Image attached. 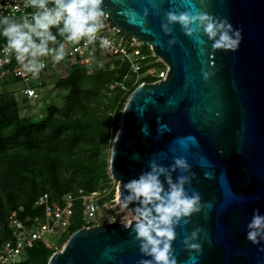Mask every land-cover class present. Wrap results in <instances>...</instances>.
<instances>
[{"label":"water","instance_id":"obj_1","mask_svg":"<svg viewBox=\"0 0 264 264\" xmlns=\"http://www.w3.org/2000/svg\"><path fill=\"white\" fill-rule=\"evenodd\" d=\"M101 7L168 68L124 105L109 161L119 197L149 161L168 166L183 157L192 174L186 190L199 193L202 207L176 228V264H264V243L246 239L254 210L264 214V0H103ZM169 11L226 18L241 32L239 48L213 50L202 30L188 36L179 24L165 34ZM196 228L200 249L190 250L183 241ZM134 237L117 220L81 226L47 264H139L150 257Z\"/></svg>","mask_w":264,"mask_h":264},{"label":"clouds","instance_id":"obj_2","mask_svg":"<svg viewBox=\"0 0 264 264\" xmlns=\"http://www.w3.org/2000/svg\"><path fill=\"white\" fill-rule=\"evenodd\" d=\"M200 2L203 4L204 0ZM102 3L103 0H26L24 7L35 10L30 19L28 16L19 19L0 16V37L6 41L5 51L14 54L22 75L36 77L45 68L44 58L54 63L65 60L66 44L83 41L95 45L98 41L100 48H109V40L99 35L104 28ZM166 21L161 25L165 34L170 35L169 25L176 24L188 36L202 30L213 50L234 52L242 39L241 32L233 29L226 18L210 15L207 11L195 14L169 11ZM53 27L57 29L55 34L51 31ZM168 43L175 45L176 40L173 38ZM203 76L207 80L209 73L204 72ZM148 169L123 184L126 194L117 201L124 212L122 225L135 233L142 256L150 257L140 260L139 264H176L172 248L177 237L176 228L182 221L187 224L193 214L201 211V197L198 192L189 195L186 190L192 174L185 158L174 157L168 166L151 160ZM177 172L181 174L174 179L173 174ZM200 232L201 229L196 228L184 238L186 248L200 249V245L193 242ZM246 239L253 245L264 243V214L258 209L247 224Z\"/></svg>","mask_w":264,"mask_h":264},{"label":"trees","instance_id":"obj_3","mask_svg":"<svg viewBox=\"0 0 264 264\" xmlns=\"http://www.w3.org/2000/svg\"><path fill=\"white\" fill-rule=\"evenodd\" d=\"M117 68L94 73L90 76L94 80L93 86L85 88L80 81L86 68L81 65L70 67L68 73L59 76L55 82L56 87L71 86L63 106L50 107L45 119L30 125H22L17 119L14 93H0V245L11 236L8 223L12 210L23 206L25 212L20 217L33 216L39 211L33 209L35 200L43 193H50L49 190L54 191L53 195L50 193L52 199L59 200L67 192L98 190L108 179L109 163L100 156V144L113 128L117 132L119 127L106 113L85 120L78 116V107L80 104L84 107L83 97L90 92L96 95L99 88L108 92L116 89L119 94L107 108H116L120 112L135 88L127 93L119 87L112 88L113 81L123 78L126 73L125 68L118 71ZM146 81L151 82L150 79ZM82 225L83 210L78 201L70 235ZM52 251L55 252L37 244L28 251L29 260L33 264H47Z\"/></svg>","mask_w":264,"mask_h":264},{"label":"built area","instance_id":"obj_4","mask_svg":"<svg viewBox=\"0 0 264 264\" xmlns=\"http://www.w3.org/2000/svg\"><path fill=\"white\" fill-rule=\"evenodd\" d=\"M25 2L26 0H0V16L14 19L28 16L30 19L35 10L31 7L25 8ZM103 12L104 28L99 35L109 40V48H100L98 41L95 45H87L83 41L79 44H66L65 60L54 63L50 58H44L45 68L36 77L21 74L22 69L16 62L14 54L5 51L6 41L0 37V89H3L0 92L15 91L2 87L23 82L25 86L19 91L28 100L34 101L38 97L39 87L45 83L44 77L48 69L52 70L53 76L56 74L61 77L74 65L94 68L101 59L108 60L111 68L116 67L119 59L127 63L128 67L123 78L113 81V86L119 87L124 93L129 92L133 87L137 88L143 82H148L146 78L151 82L166 78L168 68L154 54L152 46L124 32L106 11ZM51 31L55 34L57 29L53 27ZM57 40L60 41L61 37L58 36ZM119 198L117 194L114 199L103 201V192L95 190L87 193L80 191L79 194L67 192L59 200H54L47 192L35 200L33 209L39 210L35 215L27 214L21 218V214L25 212L23 206L12 210L8 223L11 236L0 245V264H33L29 260L28 251L40 243L47 248H57V244L47 238L54 237L56 231H59L62 238L70 236L69 229L73 223L75 203L78 201L83 210L82 226L121 218L120 213L123 211L117 205Z\"/></svg>","mask_w":264,"mask_h":264},{"label":"rangeland","instance_id":"obj_5","mask_svg":"<svg viewBox=\"0 0 264 264\" xmlns=\"http://www.w3.org/2000/svg\"><path fill=\"white\" fill-rule=\"evenodd\" d=\"M122 63H123L124 68L127 69L128 67L127 63H125V61H123ZM85 68L86 70H84L85 72L84 77L80 81L82 82V85L85 88H88V87L91 88L93 86L94 80L92 79L93 77L92 78L90 77L91 75H94V73H98V72H103V71L109 72L112 70L108 66V62H106L105 60L99 61L97 66H95L94 68H87V67ZM119 72L121 74L122 71L120 70ZM52 73L53 72L50 69L46 71V74L44 77L45 83L42 87H39L38 97L34 101L28 100L24 96V94L19 91L25 86L23 82H15V83L6 85L5 87L4 86L2 87V88H7V89H15L16 92L12 90L11 92H13L15 96L14 97L15 107L18 112L17 119L20 121L22 125H30L32 123H36V122H39L45 119L49 115V111H48L49 108L54 105L55 106L57 105L58 107H62L64 103V99L70 94L71 92L70 85L56 87L55 82L59 76H57L56 74L53 76ZM113 73H115V70H113ZM146 79L148 80L149 78H146ZM113 87L115 86L112 85V88ZM1 90L3 89H0V91ZM107 92L108 91H104L103 89L99 88V92H97L96 95L91 92L85 95L83 99L87 104L84 103V107L81 104L79 105L78 116L87 120L86 119L87 117L91 118V117H94L95 115L102 116L103 114L106 113L107 115L111 117L112 123L116 127H119L121 114H122L124 107H121V108L119 107L120 112H117L119 110H117L116 108L112 110L108 109L107 106L110 104V102H113V100H115L116 96L119 93H118V90L116 89H112L108 93ZM85 113L87 116L85 115ZM115 131L116 129L113 128L110 131L109 135L107 136V139L104 140L100 144V156L102 157V160H105L108 163L110 161L111 149H112L113 141L116 135ZM108 170H109L108 179L103 181L101 185L102 188L98 189L104 194L103 201H107V202L110 199H114L116 197V195L118 194V185H119V183L112 177L109 166H108ZM49 192L52 195L54 194L53 189L49 190ZM112 193H113V196H110ZM120 217L121 218H118L117 221H120L123 223L124 212L120 213ZM68 238L69 237L63 239L59 231H56L54 234V237L47 238L49 239L50 242H54L55 244H57V248L55 249L50 248V249L54 251L61 250Z\"/></svg>","mask_w":264,"mask_h":264},{"label":"crops","instance_id":"obj_6","mask_svg":"<svg viewBox=\"0 0 264 264\" xmlns=\"http://www.w3.org/2000/svg\"><path fill=\"white\" fill-rule=\"evenodd\" d=\"M103 59H101V60H98V62H97V64L99 63V61H102ZM106 62H108V60H105ZM123 61L122 60H120L119 59V61L118 62H116V67H118L117 68V71L120 69V68H124V66H123V63H122ZM97 66V65H96ZM108 66L111 68V65H110V63L108 62ZM115 67V68H116ZM115 68H111V69H115Z\"/></svg>","mask_w":264,"mask_h":264}]
</instances>
